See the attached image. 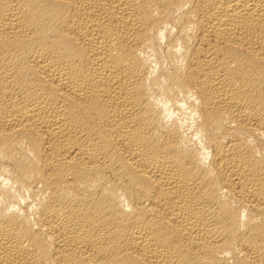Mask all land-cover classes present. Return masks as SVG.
Here are the masks:
<instances>
[{
    "label": "bare ground",
    "instance_id": "6f19581e",
    "mask_svg": "<svg viewBox=\"0 0 264 264\" xmlns=\"http://www.w3.org/2000/svg\"><path fill=\"white\" fill-rule=\"evenodd\" d=\"M0 264H264V0H0Z\"/></svg>",
    "mask_w": 264,
    "mask_h": 264
}]
</instances>
